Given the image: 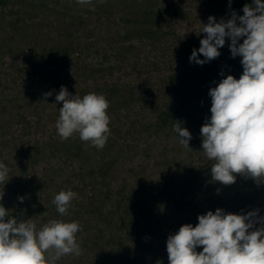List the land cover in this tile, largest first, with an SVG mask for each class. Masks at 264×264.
Wrapping results in <instances>:
<instances>
[{"label":"trees","instance_id":"1","mask_svg":"<svg viewBox=\"0 0 264 264\" xmlns=\"http://www.w3.org/2000/svg\"><path fill=\"white\" fill-rule=\"evenodd\" d=\"M245 4L253 0H0V74L16 85L6 93L0 75V162L10 169L0 204L37 230L52 219L79 222L82 254L57 264H169L168 236L207 211L264 217V183L239 174L232 185L213 181L202 150L209 90L227 75L239 79L242 58H232L226 38L218 58L190 62L203 25L179 31L185 21L242 16ZM7 57L18 74L2 71ZM61 86L110 102L103 149L78 133L61 140ZM175 121L190 131V149L179 144ZM69 189L77 197L61 216L52 201Z\"/></svg>","mask_w":264,"mask_h":264},{"label":"clouds","instance_id":"2","mask_svg":"<svg viewBox=\"0 0 264 264\" xmlns=\"http://www.w3.org/2000/svg\"><path fill=\"white\" fill-rule=\"evenodd\" d=\"M76 2L91 5L93 0ZM242 11L243 15L238 16L233 10L227 21L217 22L209 16L200 31L206 36L189 58L199 65L218 58L226 38L231 41L228 46L232 58H242L239 79L227 75L210 88L211 116L200 129L202 150L213 161L211 177L223 185L234 184L237 174L253 179L257 185L264 183V0H253V5L245 4ZM241 38L243 42L239 43ZM200 55L204 59H199ZM55 101L63 102L56 122L62 141L78 133L92 147H105L110 135V102L104 95L88 93L81 98L61 86ZM173 131L179 144L190 149L192 135L182 122L175 121ZM9 173L10 169L0 162L3 189L10 180ZM76 197L70 189L60 191L52 203L61 216H66ZM19 199L23 202V197ZM258 211L236 214L217 208L199 215L195 226L182 225L167 238L169 264H264V217ZM80 231L79 222L62 219H52L37 230L31 219L10 217L9 210L0 204V264H57L63 256H80ZM201 246L202 251L197 252Z\"/></svg>","mask_w":264,"mask_h":264},{"label":"rangeland","instance_id":"3","mask_svg":"<svg viewBox=\"0 0 264 264\" xmlns=\"http://www.w3.org/2000/svg\"><path fill=\"white\" fill-rule=\"evenodd\" d=\"M193 14H194V16L196 15V11L194 10L193 11ZM231 13H229V12H226V13H219L218 14V16H219V18H221V19H226L227 17H229V16H231L230 15ZM197 22V23H196ZM196 22H194L193 23V25H191V24H189V22L188 21H185L184 22V26H182L180 29H179V31H180V33H189V34H193L197 29H199V26L201 25H204V24H207L208 22L205 20H203V19H201V20H198V21H196ZM6 63H5V66H3V67H1V69H2V71H7V72H11V71H14L13 73H16V74H18L17 72V70L16 69H13V68H11V69H8V68H6V67H10L12 64H13V59L12 58H10V57H7L6 58ZM18 63L20 64V65H22V64H24V60L23 59H20L19 61H18ZM53 66L51 65V66H48L47 67V69L48 68H52ZM6 69H8V70H6ZM0 75H3V77L5 76L4 74H0ZM8 79H6L5 77V79L4 80H6V84L7 85H9L8 86V88L6 89V93H14V92H16V88H10V87H16V85L12 82V75H8V76H6ZM20 81H21V79H20V77H19V79H18V82L20 83ZM21 85V84H20ZM3 88V87H2Z\"/></svg>","mask_w":264,"mask_h":264}]
</instances>
